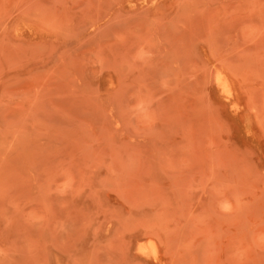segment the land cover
I'll list each match as a JSON object with an SVG mask.
<instances>
[{"label":"rangeland","instance_id":"1","mask_svg":"<svg viewBox=\"0 0 264 264\" xmlns=\"http://www.w3.org/2000/svg\"><path fill=\"white\" fill-rule=\"evenodd\" d=\"M0 264H264V0H0Z\"/></svg>","mask_w":264,"mask_h":264}]
</instances>
